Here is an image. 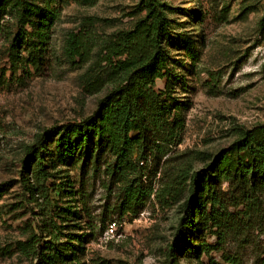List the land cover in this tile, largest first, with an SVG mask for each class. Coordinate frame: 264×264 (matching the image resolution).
I'll use <instances>...</instances> for the list:
<instances>
[{"label":"rangeland","instance_id":"374dc122","mask_svg":"<svg viewBox=\"0 0 264 264\" xmlns=\"http://www.w3.org/2000/svg\"><path fill=\"white\" fill-rule=\"evenodd\" d=\"M159 2L169 25L161 38L166 76L157 79L156 89L173 107L179 135L161 142L149 163H140L154 194L141 213L123 215L119 184L104 166L97 175L87 174L81 187L85 149L65 156L57 139L49 153V185L59 188L52 203L48 199L53 211L42 196L25 195L21 179L26 152L39 133L91 114L124 81L126 64L155 49L145 0H0V264H38V252L48 246L39 216L62 232L49 246L75 249L80 264H166L195 171L233 169L238 153L232 145L247 131L256 142L264 139V0ZM28 3L60 11L42 53L31 45L37 17L26 16L23 27ZM2 12L9 14L1 19ZM22 29L32 41L20 45ZM40 204L49 205L54 218L42 216ZM252 216V229L240 237L248 240L245 264L264 246V223ZM201 241L213 243L215 237L188 228L178 262L220 258L196 248Z\"/></svg>","mask_w":264,"mask_h":264},{"label":"trees","instance_id":"16d2710c","mask_svg":"<svg viewBox=\"0 0 264 264\" xmlns=\"http://www.w3.org/2000/svg\"><path fill=\"white\" fill-rule=\"evenodd\" d=\"M78 1L88 5L98 0ZM145 2L148 17L152 19L155 49L126 64L127 76L124 81L112 88L91 114L81 120L53 125L37 135L23 161L21 183L25 195L30 194V198L35 199L42 196L48 202L52 192L59 191L58 186L49 185L52 181L50 143L57 139L58 149L65 156L85 149L81 187L87 174L92 172L97 175L104 166L111 182L119 184L123 215L130 211L139 214L147 206L154 194V187L144 179L146 167L140 163H149V157L157 155L156 149L161 142L165 139L174 141L179 133L175 132L173 107L156 89L157 79L166 76V72H163L165 58L161 51V38L167 31L169 19L159 0ZM7 14L9 12H2L1 19ZM28 15L37 17L36 40L31 45L38 53L45 52L60 18V11L51 5L28 3L22 15L23 27L28 25L25 18ZM22 31L24 38H20V45L32 41L29 31ZM232 146L238 153L237 160L231 164L233 169L211 171L205 175L195 171L191 180V194L185 203L166 264H180L178 255L188 228L199 229L201 233L215 237L213 243L201 241L196 246L201 252L216 251L221 254L219 259L212 256L209 264H245L248 240L240 237L248 236L252 229L255 222L252 215L257 214L264 223V139L256 142L252 131H247ZM204 180L208 185L205 198L201 195ZM48 204L51 208L49 205H39L42 216L54 218L47 213V209L52 210L55 204ZM38 221L40 234L47 238L48 243L37 254L38 264H80L75 249L67 253L63 245L56 249L49 246L62 233L60 227L53 226L56 224L51 227L50 220H41L40 216ZM41 235L37 236L40 240ZM251 264H264V246L251 256Z\"/></svg>","mask_w":264,"mask_h":264},{"label":"built area","instance_id":"2783aa9c","mask_svg":"<svg viewBox=\"0 0 264 264\" xmlns=\"http://www.w3.org/2000/svg\"><path fill=\"white\" fill-rule=\"evenodd\" d=\"M110 227H111V231H112V232H115L116 229H117V222L112 223V224L110 225Z\"/></svg>","mask_w":264,"mask_h":264}]
</instances>
